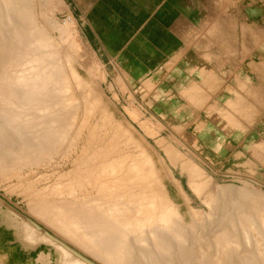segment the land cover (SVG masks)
I'll use <instances>...</instances> for the list:
<instances>
[{
	"label": "rangeland",
	"instance_id": "obj_1",
	"mask_svg": "<svg viewBox=\"0 0 264 264\" xmlns=\"http://www.w3.org/2000/svg\"><path fill=\"white\" fill-rule=\"evenodd\" d=\"M138 1L141 2V0H33L32 2L35 5V18L37 17L35 20L39 29L48 32L53 40L54 45L50 52L57 54L58 61L69 77L68 98L72 99L71 108H74L69 110L73 127L68 144H71L72 148L63 146L50 161L46 159L32 166H24L23 169L7 168L0 171V198L11 207L9 210L4 208V212L0 210V225L10 228V237L16 239L17 245L28 254L35 253L34 257L42 264H73V258L81 260L73 255L71 259L49 243L30 241L28 238H32V227L25 222L23 224L21 219L16 221L17 215L11 211L12 209L19 211L24 215L23 217L33 219L43 230L50 231L60 241H65L48 228L44 221L37 220L31 208L32 205L36 206V203L60 201V195L54 193L56 187L68 186L76 178L75 170L82 148L89 132L101 123L102 117L101 108H96L88 114L84 111V106L88 103L85 101L86 91L91 92V99L89 98L91 102L97 98L112 115L113 120L127 131L126 139L119 143L122 152L138 156L144 151L151 158L161 176L167 197L179 209L187 226H191L196 221L194 226L209 227L208 233L212 235V239H215L221 230H230V218H227V224L219 223L217 219L211 222L209 220L208 204L211 200L215 201L218 187L231 186L248 192L254 191L262 201V203L258 201L260 204L259 206L256 204L258 207L254 206L261 209L264 207V180L257 168L245 167L241 163L242 166L237 164L233 170L231 167L223 168L227 159L226 150L221 148L218 151L215 147L213 150L210 148L211 142L215 145V141H211L214 135L210 133L217 131L221 140L218 144L229 145L231 138L225 135L229 118L225 115L230 111L223 108L224 110L217 111L215 116L208 106L196 108L194 102L189 101L183 91L188 83L194 84L190 87L192 89L194 86L206 87V84H201L199 78L195 77L194 68L209 71L210 63L203 54L197 50L195 52L193 46L194 54L190 59L191 62L185 58L182 62L164 63L166 66L164 69L161 67L150 69L151 55L142 53L139 46L141 40L146 38L144 33L148 26L144 22L145 28L133 29L130 24L131 19L135 22L136 17L141 18ZM142 1L144 5L148 2V0ZM165 1L175 5L173 16L180 25L181 36L185 37L186 41H198L199 44L200 41L204 43L210 39L233 41V49L240 50L241 41H264V19L257 28L252 24L243 25L240 13L242 8L253 4L264 7V0ZM42 4L45 6L43 11L45 14L41 11L44 9ZM149 7L150 5H146L144 16L149 14ZM54 23L57 24L56 27L52 26ZM91 23L106 28L103 33L109 38L105 37L104 40L117 41L107 47V54L97 53L88 43L84 29ZM4 25V21L0 22V33L4 31ZM63 27L64 31H62ZM126 41H129L127 45ZM146 42L150 41H143ZM2 43L3 41H0V45ZM125 50L129 53H121ZM255 57L257 58L258 54H255ZM71 68L84 81V87L78 86L70 77ZM206 89L207 93L202 94L203 96L209 93V88ZM236 111L241 112L238 109ZM84 119L86 122L82 127ZM99 134L100 140H95V143L99 142L97 143L99 146L105 147L115 142L114 127H104ZM1 142L0 158L2 147L7 144L6 141ZM97 144L91 146V152L99 147ZM168 146L178 152L184 161L192 162L201 171L198 180L205 184L201 192L197 193L192 187L191 174L183 168V161L181 159L179 162L171 161L166 152ZM89 190L91 193L92 190ZM88 191L80 195H87ZM63 197L67 198V196ZM244 235L252 239L257 238L255 232H245ZM5 238L6 235L0 232V264H27L24 258L12 254L13 248L9 250L5 246ZM67 244L82 253L71 246V243ZM246 244L248 248L252 247V243ZM206 247L198 248L208 251L209 247ZM216 247L218 248L214 242L211 249L214 250ZM85 256L94 263L100 264L90 258L91 256ZM43 258L46 260L42 261Z\"/></svg>",
	"mask_w": 264,
	"mask_h": 264
},
{
	"label": "bare ground",
	"instance_id": "obj_2",
	"mask_svg": "<svg viewBox=\"0 0 264 264\" xmlns=\"http://www.w3.org/2000/svg\"><path fill=\"white\" fill-rule=\"evenodd\" d=\"M32 2L0 0V22H5L0 33V145L1 141L7 142L2 147L0 171L50 161L63 146L72 148L68 144L73 127L69 110L74 108L68 98L69 77L57 54L50 52L53 40L39 29ZM70 77L84 87L73 68ZM90 94L86 91L84 111L88 114L101 108V123L89 132L73 183L54 188L60 201L32 205L37 220L61 236L64 244L71 243L100 264H264V207L257 208L258 201L262 203L258 193L218 187L215 201L208 204L209 220L227 224L230 218L231 226L215 239L208 233L209 227L194 226L196 221L187 226L167 197L151 158L144 151L138 156L122 152L119 143L126 139L127 131L97 98L91 102ZM109 126L115 129V142L99 146L95 143L100 140L99 131ZM96 144L99 147L91 152ZM166 152L173 163L183 161V168L191 174L192 187L201 192L205 185L198 180L201 171L171 146ZM86 191L87 195H80ZM4 202H0L1 211L9 206ZM11 212L17 215L16 221L21 219L32 227L34 240L28 238L30 241L49 243L73 258L74 254L51 239L36 221L19 211ZM245 232H255L257 238ZM214 242L218 248L213 250ZM246 243H252V247ZM200 246L209 249L199 250ZM74 259L73 264H87Z\"/></svg>",
	"mask_w": 264,
	"mask_h": 264
},
{
	"label": "crops",
	"instance_id": "obj_3",
	"mask_svg": "<svg viewBox=\"0 0 264 264\" xmlns=\"http://www.w3.org/2000/svg\"><path fill=\"white\" fill-rule=\"evenodd\" d=\"M138 4L141 18L136 17L135 22H132L131 19L130 24L133 29L145 28L143 27L144 22L148 26L144 33L146 38L141 40L139 46L142 53L151 55L152 66L150 69L159 67L164 69L166 67L164 63L182 62L185 58L190 61L194 54L193 46L195 52L197 50L203 54L210 63V70L194 68L196 72L194 74L199 78L201 84H206V87L194 86L192 89L190 87L194 84L188 83L189 85L187 84L183 91L189 101L194 102L196 108L208 106L215 116L217 111L224 110L223 108L230 111L225 115L226 118H229L225 129L226 137L231 138L229 145L218 144L221 140L218 136L219 131H217L213 134L210 133L212 136L214 135L211 141H215V145L210 143V148L213 150L215 147L218 151L221 148L226 150L227 159L223 168L231 167L233 170L237 164H239L238 166L243 164L249 168L255 166L259 174L263 175L264 180V41H241V50L233 49V41L210 39L204 43L200 41V44L198 41H186V38L181 36L180 25L173 16L175 5L168 4L164 0H148L145 5L141 0V2L138 1ZM146 5H150L149 14L144 16ZM240 13L243 25L252 24L257 28L264 19L263 6L253 4L242 8ZM84 30L88 43L99 54H107V47L117 43V41L104 40L105 37L109 38L106 33V36L103 33L106 30L104 27L91 23ZM143 41L150 42L143 43ZM128 42L126 41V45ZM118 43L120 44V41ZM121 53L129 52L125 50ZM255 54H258L257 58ZM159 62L160 64H158ZM207 87L209 93L203 96L202 94L207 93ZM237 109L241 112H237ZM1 201L3 200L0 198ZM0 232L6 235L4 244L9 250L13 248L12 254L24 258L27 264H42L39 259L34 257L35 253L28 254L17 245L16 239L10 237V228L0 225ZM6 258L4 259L6 260Z\"/></svg>",
	"mask_w": 264,
	"mask_h": 264
},
{
	"label": "water",
	"instance_id": "obj_4",
	"mask_svg": "<svg viewBox=\"0 0 264 264\" xmlns=\"http://www.w3.org/2000/svg\"><path fill=\"white\" fill-rule=\"evenodd\" d=\"M31 221V220H30ZM32 223H34L33 221H31ZM40 227V226H39ZM47 232V231H46ZM47 235L53 239L54 241L58 242V243H61L62 245L65 246V248L67 250H69L70 252H72L74 254V256L78 259H80L81 261H83L84 263H87V264H96L94 263L93 261H91L89 258H87L86 256L82 255L81 253H79L78 251H76L75 249H73L72 247L64 244V242L60 241L59 239H57L55 236L51 235L49 232H47Z\"/></svg>",
	"mask_w": 264,
	"mask_h": 264
},
{
	"label": "trees",
	"instance_id": "obj_5",
	"mask_svg": "<svg viewBox=\"0 0 264 264\" xmlns=\"http://www.w3.org/2000/svg\"><path fill=\"white\" fill-rule=\"evenodd\" d=\"M1 244V243H0Z\"/></svg>",
	"mask_w": 264,
	"mask_h": 264
}]
</instances>
